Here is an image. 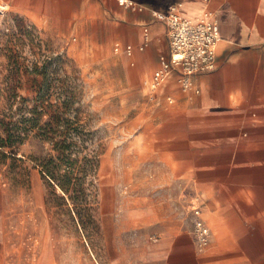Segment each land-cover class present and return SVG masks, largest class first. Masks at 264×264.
Wrapping results in <instances>:
<instances>
[{"label":"crops","instance_id":"obj_1","mask_svg":"<svg viewBox=\"0 0 264 264\" xmlns=\"http://www.w3.org/2000/svg\"><path fill=\"white\" fill-rule=\"evenodd\" d=\"M130 1L0 0V22L22 19L89 51L107 97L130 114L124 126L133 130L134 157L148 163L150 194L133 201V220L150 233L125 241L107 235V263L264 264V0ZM173 9L216 23L215 68L192 74L187 91L172 73L151 92L147 82L168 52V26L153 13ZM2 173L0 264H61L54 237L23 231L28 197ZM196 219L210 229L203 245Z\"/></svg>","mask_w":264,"mask_h":264},{"label":"rangeland","instance_id":"obj_2","mask_svg":"<svg viewBox=\"0 0 264 264\" xmlns=\"http://www.w3.org/2000/svg\"><path fill=\"white\" fill-rule=\"evenodd\" d=\"M88 56L22 19L0 22V170L28 197L23 231L54 237L61 264H108L107 235L150 233L132 209L150 196L148 163ZM122 200L129 210L111 208Z\"/></svg>","mask_w":264,"mask_h":264},{"label":"built area","instance_id":"obj_3","mask_svg":"<svg viewBox=\"0 0 264 264\" xmlns=\"http://www.w3.org/2000/svg\"><path fill=\"white\" fill-rule=\"evenodd\" d=\"M120 5L133 6L130 0H117ZM4 15L0 5V17ZM154 17L164 20L168 26V52L159 59V66L153 72L148 89L154 92L172 73H176L178 83L184 91L190 88V76L195 73L212 71L215 68L216 46L219 41V32L216 23L208 16L192 22L181 16L173 9L168 13L154 12ZM118 48H115L117 50ZM127 53L131 51L126 46ZM194 215L200 209L193 207ZM194 231L200 245L207 242L210 234L209 227L201 219L194 221Z\"/></svg>","mask_w":264,"mask_h":264}]
</instances>
